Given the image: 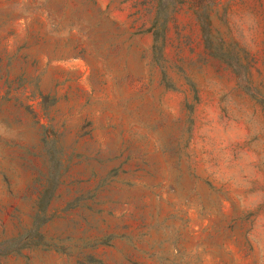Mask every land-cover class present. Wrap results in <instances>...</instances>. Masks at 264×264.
<instances>
[{"label": "rangeland", "instance_id": "374dc122", "mask_svg": "<svg viewBox=\"0 0 264 264\" xmlns=\"http://www.w3.org/2000/svg\"><path fill=\"white\" fill-rule=\"evenodd\" d=\"M0 264H264V0H0Z\"/></svg>", "mask_w": 264, "mask_h": 264}]
</instances>
